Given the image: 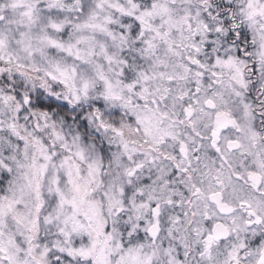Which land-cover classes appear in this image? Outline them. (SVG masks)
<instances>
[{
  "label": "snow or ice",
  "instance_id": "obj_1",
  "mask_svg": "<svg viewBox=\"0 0 264 264\" xmlns=\"http://www.w3.org/2000/svg\"><path fill=\"white\" fill-rule=\"evenodd\" d=\"M0 264H264V0H0Z\"/></svg>",
  "mask_w": 264,
  "mask_h": 264
}]
</instances>
